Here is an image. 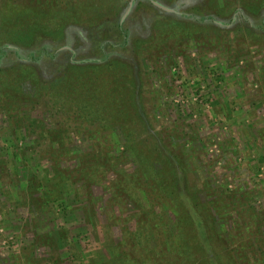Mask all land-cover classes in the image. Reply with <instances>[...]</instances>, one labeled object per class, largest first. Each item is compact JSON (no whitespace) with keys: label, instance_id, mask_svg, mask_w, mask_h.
<instances>
[{"label":"rangeland","instance_id":"obj_1","mask_svg":"<svg viewBox=\"0 0 264 264\" xmlns=\"http://www.w3.org/2000/svg\"><path fill=\"white\" fill-rule=\"evenodd\" d=\"M131 1L0 0V264H264V0Z\"/></svg>","mask_w":264,"mask_h":264},{"label":"trees","instance_id":"obj_2","mask_svg":"<svg viewBox=\"0 0 264 264\" xmlns=\"http://www.w3.org/2000/svg\"><path fill=\"white\" fill-rule=\"evenodd\" d=\"M158 10H160V8H158L156 5H154ZM192 18H197L196 16H192ZM200 19H201V21H205V17H200ZM120 27H121V29H122V32L124 33V36H125V42H127V37H128V31H127V29H124V28H122V26H121V24H120ZM10 48L9 47H5V49L4 50H2V51H4L5 53H6V51H8ZM4 53V54H5ZM102 62L104 61H106L105 59H102L101 60ZM0 64H1V57H0ZM98 65H100L99 63H96V65H94V62H89V66H88V68H93V67H96L97 68V66ZM61 78V81L63 80V78L62 77H60ZM101 80V83L99 84V83H97L96 81H94L93 82V84H92V86H85V88H84V93L86 94V93H90V95H91V93L93 94V92H96V91H102V92H106V93H111V94H113V91H114V88L112 87V84L111 83H109V82H111L110 80L108 81V80H102V78L100 79ZM111 85V86H110ZM89 87H91V88H89ZM89 88V89H88ZM99 110V109H98ZM101 110V109H100ZM189 222H191V223H194L195 222V219L192 217L191 219H190V221ZM206 260V264H211V262H212V260L211 259H209V258H207V259H205ZM204 264H205V261L203 262Z\"/></svg>","mask_w":264,"mask_h":264},{"label":"water","instance_id":"obj_3","mask_svg":"<svg viewBox=\"0 0 264 264\" xmlns=\"http://www.w3.org/2000/svg\"><path fill=\"white\" fill-rule=\"evenodd\" d=\"M134 3H135V0H132L131 3H130V7H129V9L126 11V13H125V15H124V18L129 14V12L131 11V8H132V6L134 5ZM153 3L156 4L158 7H160V8H162V9L166 10V11H171V12H174V11H175L174 9L169 8V7H167V6L163 5V4H161V3L158 2V1L153 0Z\"/></svg>","mask_w":264,"mask_h":264}]
</instances>
